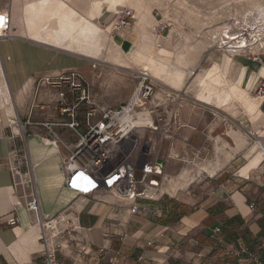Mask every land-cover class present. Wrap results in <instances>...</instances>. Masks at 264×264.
Wrapping results in <instances>:
<instances>
[{"label": "crops", "instance_id": "0c3cea01", "mask_svg": "<svg viewBox=\"0 0 264 264\" xmlns=\"http://www.w3.org/2000/svg\"><path fill=\"white\" fill-rule=\"evenodd\" d=\"M63 1L87 17L96 0ZM149 1L121 0L113 7L106 0L100 2V11L92 20L112 26L109 34L122 56L146 44L151 55L163 49L167 52L165 58L169 57L171 48L164 42L172 40L174 28H169V23L168 32L166 29L159 37L164 47H155L154 30L160 21H165L157 19L156 8ZM125 9L133 11V18H125V24L117 27L116 12ZM4 10L11 18V10L0 11ZM13 29L10 32L14 38L0 40V264H39L40 229L33 214L24 207L26 191L15 183L9 169L8 120H29L32 124L27 128L44 135L41 123L66 120L58 109L62 105L59 93L66 87L50 85L46 78L68 71L83 76L93 102L101 108L120 107L136 84L125 81L116 70L107 73L85 55L34 41ZM240 48L231 47L228 53L230 67L226 76L234 91L227 108L230 113L222 109L224 106L199 101L197 96L185 107L178 106L166 92L152 100V104L166 108L167 124L158 123L157 131L146 132L149 137L138 141L129 158L137 170L144 162L159 163L162 173L157 189L149 191L154 192V197L136 200L138 210L130 211L131 200L96 190L87 197L77 194L59 199L52 214H47L34 177L43 216L61 214L73 219L77 226L59 239V264H251L246 254L232 253L236 248L264 257V99L254 93L264 78V49L260 51V61H253ZM124 62L123 67L112 63L114 69L130 68L127 60ZM66 97L67 102L73 101L71 93ZM84 108L81 105L78 110L81 130ZM219 115L225 116L227 122L223 123ZM59 129L56 131L63 141L73 140L68 131L62 129L60 133ZM247 131L253 132L252 140ZM54 142L59 147L63 182L74 188L71 184L77 180L65 171L67 152L61 143ZM121 148L128 150L129 144ZM189 157H199V164L204 165L190 181L186 178ZM251 202L255 203L253 210ZM11 216L17 218L15 226L7 223ZM217 227L219 232H215Z\"/></svg>", "mask_w": 264, "mask_h": 264}, {"label": "built area", "instance_id": "2783aa9c", "mask_svg": "<svg viewBox=\"0 0 264 264\" xmlns=\"http://www.w3.org/2000/svg\"><path fill=\"white\" fill-rule=\"evenodd\" d=\"M116 16L118 27L125 24V18H133V11L119 10ZM1 17L3 24L0 25V40L14 38L10 32L9 12L1 13ZM166 27L167 23L162 21L156 26V30L163 34ZM156 45L160 46L161 42H157ZM245 52L251 60L260 61L259 54L251 50ZM136 78L138 82L133 93L124 104L117 108L96 106L90 95L87 81L77 71H68L46 78V82L50 85L56 87L65 85L66 88L59 93L62 105L58 109L67 119L57 122L45 121L40 124L49 139L64 146L67 152L65 171L70 178L77 181L83 176L90 178L94 185L87 193L98 190L100 185H105L104 190L111 192L114 196L133 201L130 206L132 212L139 209L136 204L137 199L154 197V192L149 191L157 189L162 169L159 163L144 162L137 170L138 167L130 160L129 153L146 132L157 131L158 123L167 124L165 110L149 103L155 90L153 78L145 71L138 73ZM68 93L73 95L72 102H67ZM254 93L257 98L264 99V78L257 84ZM81 105L85 107L83 130L78 120V110ZM142 114H144L143 117L150 119V123L137 124L141 117L139 115ZM31 124L29 120L22 122L16 117L8 120L6 130L10 140L9 169L15 183L26 191L24 207L33 214L34 221L40 229L42 249L39 264H59L56 256V252L62 246L59 239L69 235L77 226L73 219L64 218L61 214L45 218L41 212L27 145L30 134L26 127ZM57 128L68 131L73 140L67 143L63 141L56 131ZM125 143L129 144L127 152L121 148ZM261 150L264 155V147H261ZM116 151H121L118 162L102 174V169L110 163ZM249 206L253 210L255 203L251 202ZM7 223L15 226L17 218L11 216L7 219ZM219 231L218 227L215 228V232ZM232 253L236 256L246 254L251 264H264V257L249 253L243 248L233 249Z\"/></svg>", "mask_w": 264, "mask_h": 264}, {"label": "rangeland", "instance_id": "374dc122", "mask_svg": "<svg viewBox=\"0 0 264 264\" xmlns=\"http://www.w3.org/2000/svg\"><path fill=\"white\" fill-rule=\"evenodd\" d=\"M11 1L12 0H0V10H2V8L10 9ZM149 2L152 3L151 6L156 8L154 10V15L157 17V19L161 20L164 18V21L167 23L166 32H168L169 23H171L169 28H174L175 35H173L171 38L172 40L169 42L164 40V44H169L171 48V52L168 53L169 57L164 58V61L169 63V66H173L176 63H181L183 68V78L181 79L178 86L174 85L173 83L166 82L162 78L153 76L150 70L144 64L134 62L130 59L129 55L123 56L128 62L127 65H131L130 68L114 69L112 64L114 62L107 58V53H109V51H113V53L116 54L118 51L109 33L106 44H104L101 51V55L104 56H100L101 60H93V58L90 60L98 62L107 73H113L116 70L118 74L124 77L122 78L125 79V81L132 82L134 85L136 84V86L138 79L131 77V75H133V73H137L135 75H138V73H140L142 70H146L147 73L153 78L155 86L153 96L149 101L152 106L156 105V103L152 104V100H157L156 98L159 97L158 95H162L163 92H166L165 94L169 97H174L179 104L178 106H187V104H190L194 101L196 96L197 99L201 101L200 95L203 93V90L201 84L198 82L197 76L202 74L205 70L220 60H222L220 63V68H223L224 70L227 68L228 73L230 67V65H227L229 62L228 60H230V55L228 53H230L229 51L231 47L228 48L227 45L220 43L221 41L219 39L221 37L222 30L228 31L230 33L237 32L239 37H246V44L248 45L240 49H244L243 52L246 54V50H251L254 48L252 49L254 51H251L261 56L260 51L264 49V15H261L254 6L257 4L263 5L264 0H150ZM2 12L5 13L6 11L4 10ZM2 12L0 11V13ZM107 14H109V12ZM97 25L102 29L108 27V25H103V23H98ZM154 35L156 40L155 47H159V49L163 48V44L160 46L156 45V43L160 41L159 37H161V34L156 30V28L154 30ZM74 52L78 55L80 53L78 51ZM121 70H124L125 74L120 73ZM225 79L230 84L227 76ZM134 89L132 90V93ZM132 93H130V95ZM158 106L161 109H166L162 105ZM227 108L228 106L223 107L222 109H224L226 113H230V109L227 110ZM64 118L67 119L66 116ZM219 118H221V120L223 119V123H226V120H228L225 116L221 117V115H219ZM26 129L29 132L30 137L38 133L42 135V138H49L44 135L43 132H38L37 130L30 131L27 127ZM61 132L62 129L60 130V133ZM252 133L253 132L250 131L246 132L247 136L250 137V140L254 138L252 137ZM147 137H149L148 134H145L142 139ZM221 144L226 145V143L223 141ZM125 151L127 152V149H125ZM42 152H44V154L41 153L40 148L35 147V160L32 155L34 165L29 155L30 162L34 177H36L38 182L40 194L43 198L52 199L54 192H56L60 185V181L63 182L65 177L62 173L60 165L57 164L58 167H56V165L54 167V162L49 159L47 162L50 164L43 165H48L51 168L54 167L53 169L58 171V174L53 180L44 175L41 170V164H39L38 161V156H40V154L47 156L45 151ZM119 157V151H116L110 163L102 169L101 173L105 174L111 165H114L118 162ZM200 162L201 160L199 157H196V159H191V157H189L186 163V170L188 171L186 178L189 179V181L194 178L192 174L197 171L199 167L204 166L203 164H199ZM66 184L70 189L78 190L77 188H81L78 190L79 193L77 194H80L79 196L82 197H87L88 195L86 196L85 194L94 185L90 178H85L83 185L78 181L72 182L71 186L74 188H71L68 183ZM103 187L105 188V185H100L98 190H104Z\"/></svg>", "mask_w": 264, "mask_h": 264}, {"label": "bare ground", "instance_id": "6f19581e", "mask_svg": "<svg viewBox=\"0 0 264 264\" xmlns=\"http://www.w3.org/2000/svg\"><path fill=\"white\" fill-rule=\"evenodd\" d=\"M101 1L102 0L95 1L92 6V10L86 17L77 14L73 9L69 8L63 0H12L10 6V20L12 21V26L14 25L13 28L17 29L19 33L28 34V37L34 41L59 47L62 48V50H67L68 52L78 51L81 55H85L95 60H100L99 56H104L101 55V51L104 44H106L109 36V30L112 27L111 25H108L107 29H102L92 20L93 17L100 11ZM106 1L109 2L110 7H113L118 2H121V0ZM135 1L141 3L143 0ZM139 6L142 5L139 4ZM254 7L261 15H264V4H257ZM2 24L3 18L0 13V25ZM13 28H11L10 31H12ZM219 40L221 41L220 43L227 45L228 48H244L248 45L246 44L247 38L244 36L239 37L237 32L230 33L222 30ZM147 49L148 46L146 44H140L137 49L129 54L130 59L136 63L144 64L153 76L162 78L164 81L178 86L183 78V68L181 63L169 66V64L164 61L165 56H167V52H165V50L160 49L158 54L153 56L151 53L147 52ZM107 58L121 67H123L122 64L125 65L124 56L120 53L114 54L113 51H109V53H107ZM228 61L227 65L229 66L230 60ZM142 71L147 73L146 70ZM120 73L125 74L124 70H121ZM135 74L137 73H133L131 77L136 78L137 75ZM226 74L227 68L224 70L223 68H220V64H214L202 74L197 76L198 82L201 84L203 90V93L200 95L201 101L207 102L208 104L214 103L218 107H226L230 104L234 91L230 89V84L225 79ZM1 75L2 72L0 68V76ZM139 116L141 117L137 121L138 125L150 123V119L148 117H143L144 114ZM27 145L33 165L34 162L32 158L34 157V160L36 158L34 154V146H38L43 154L44 152L42 151H45L47 156L40 154V156H38V161L39 164H41V170L44 175L53 180L58 174V171L53 169L55 166L51 168L50 166H44L43 164H50L47 162L49 159L54 162L53 164L56 165V167L60 165L59 147L57 144L52 140L42 139L38 135H35L29 138ZM85 178L88 177L83 176L82 179L79 180L82 185L85 182ZM77 193H79L78 190L70 189L66 183L60 181L58 189L54 192V194L52 193L53 198H43L46 203L47 214H52L51 209L54 207L53 210H55L59 199H68Z\"/></svg>", "mask_w": 264, "mask_h": 264}]
</instances>
